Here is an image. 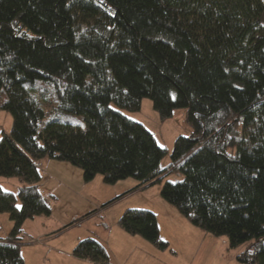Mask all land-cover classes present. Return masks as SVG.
<instances>
[{"label": "trees", "instance_id": "trees-1", "mask_svg": "<svg viewBox=\"0 0 264 264\" xmlns=\"http://www.w3.org/2000/svg\"><path fill=\"white\" fill-rule=\"evenodd\" d=\"M263 14L261 0H0V110L13 117L0 176L21 182L16 195L0 186V213L13 222L0 264H24V221L51 213L42 158L80 167L85 181L160 185L192 225L226 234L230 248L250 241L239 264H264ZM143 97L161 119L186 108L191 134L176 138L165 167L166 149L122 112ZM175 170L184 178L164 181ZM117 224L169 246L150 209L127 208ZM73 254L109 264L91 237Z\"/></svg>", "mask_w": 264, "mask_h": 264}, {"label": "rangeland", "instance_id": "rangeland-1", "mask_svg": "<svg viewBox=\"0 0 264 264\" xmlns=\"http://www.w3.org/2000/svg\"><path fill=\"white\" fill-rule=\"evenodd\" d=\"M261 2L264 3V0H261ZM261 21L264 24V14L261 16ZM122 112L131 119L144 124L154 135L158 145L166 149L167 153L161 160V167L167 166L171 161V152L173 151L176 138L181 135L188 136L191 134V127L186 122V108L184 107L175 108L170 117L161 119L153 107L152 100L149 97H143L139 110H122ZM12 124L13 117L11 112L5 109L0 110V138L3 132H10ZM51 160V163L47 167L41 168L43 172L41 174L42 179L39 182L41 193L49 200L54 201L55 206H52V208L55 213L54 215L58 218H62V215L72 216V211L75 210L72 204L79 208V213L90 214L69 230L72 233H88L82 239L86 237L95 238L92 235H96L94 231L99 232V226L96 225L100 217L98 213L100 211L103 212L100 210L103 201L115 197L116 189L114 185L104 183L103 177L100 174H97L95 179L85 181L83 179V171L80 167H76L67 161ZM77 174L82 176V181H79V175ZM183 178L184 174L182 171L175 170L168 173L164 181L177 182ZM0 186L4 190L16 195L18 187L21 186V182L17 177L0 176ZM96 202L100 203L98 204L99 206H97ZM160 204H165L168 207ZM16 205L20 206L18 199ZM104 207L106 209L104 210L105 215H108L112 220V216H115L117 211L122 214L127 208L155 210L158 215L160 237L170 241L168 248L163 250L158 249L150 243L153 246V250L166 252H162L159 255L147 253V257L144 258L142 253H137L128 260L129 263L131 261L134 264H162L163 262L170 264L175 260L172 257L173 252L177 251V260L183 263L194 261V264H233L237 260L236 256L247 249L251 243L247 241L237 247L230 248L229 238L226 234L217 236L196 226L195 228L198 230L197 234L188 233L185 225L179 220H176L174 217L176 215H173L170 210L182 216L181 218L185 217L180 215L173 206L169 205L160 197V185H153L146 189L133 188L110 203L107 208L106 206ZM188 222L190 221L188 220ZM38 225L37 223V227ZM12 227L13 222L10 220L8 213H0V237H5L11 231ZM33 249L31 246H27L26 248V257L27 260L29 259V264H35L33 261ZM107 249L109 254L112 255L111 248L108 245ZM121 258L124 259L125 254L121 255Z\"/></svg>", "mask_w": 264, "mask_h": 264}, {"label": "crops", "instance_id": "crops-1", "mask_svg": "<svg viewBox=\"0 0 264 264\" xmlns=\"http://www.w3.org/2000/svg\"><path fill=\"white\" fill-rule=\"evenodd\" d=\"M51 161L52 160L49 158H42L36 161V166L41 174L43 173L41 168L42 167L45 168V166L47 167L51 163ZM77 175H79V181H82L81 180L82 176L80 174ZM95 177L93 179H95ZM137 184L138 181L135 180L134 178H126L115 182L113 184L116 189L114 194L115 197L112 198L115 199L119 196H122L123 194H126V192L135 188ZM45 199L48 201V204L50 205L51 208L50 215L48 216L39 215L31 219H26L22 225V232L18 236L22 238L21 241L23 242L21 246V254L24 259V264H29L28 263L29 259L27 260L26 257L27 246L29 247L31 246L34 248L32 252L34 254L33 261L35 262V264H101V263L91 262L88 259H83L73 254V249L75 245L80 240H82L83 237L87 236L86 234L88 233H80V232L72 233L70 232L69 229L74 225L78 224L79 222L83 221L90 214L79 213L78 212L79 208H77L72 204V206L75 208V210L72 211L73 213L72 216L62 215V218H58L56 215H54L55 213L52 208V206H55L54 201L49 200L47 197H45ZM107 200L103 201L101 205L102 207L100 210H102L103 212L100 211V213H98L100 217L97 220L96 225L99 226L98 227L99 232L94 231L96 235H92V236L95 237L94 239L99 241L105 247L108 254L109 264H130V263L134 264L131 261L129 263L128 260L131 259L137 253H142L144 255L143 256L144 258L147 257L148 255L147 253L149 254L153 253L155 255L156 254L159 255L162 252H166V251H161V252L155 251L153 250V246L150 244V242L144 239L143 237L138 235H131L125 232L117 224L118 222L117 218L121 216L119 215L121 213H118V211L117 213H115V216L114 215L112 216L113 220L110 219L108 215H105L104 210L106 209H104L105 207L103 205L108 203L112 199H109L108 201ZM96 204L97 206H99L98 204L100 203L96 202ZM109 204L105 205L106 208L109 206ZM160 205L164 207H168L165 204H160ZM170 211H172L171 213L173 215H176L174 216L176 220H179L182 224L185 225L188 233L190 234L198 233V230H196L195 226L192 225L190 222H188L187 219L181 218L182 216L177 215L175 212H173V210ZM153 212L157 217L158 215L156 211L154 210ZM157 222H158V218H157ZM37 223L39 224L38 227H37ZM8 235L9 233L6 236ZM168 243H170V241ZM107 245L111 248L112 255L109 254ZM173 253L174 254L172 257L175 260H173L170 264H194V261L192 262L188 261L186 263L178 261L177 260L178 252L174 251ZM124 254H125V258L123 259L121 258V255ZM114 258L115 260L113 261ZM162 264H169V263L163 262ZM233 264H239V263L236 260V262H233Z\"/></svg>", "mask_w": 264, "mask_h": 264}]
</instances>
